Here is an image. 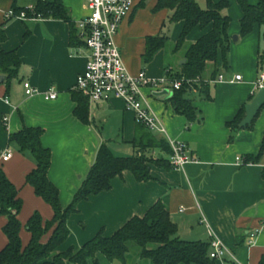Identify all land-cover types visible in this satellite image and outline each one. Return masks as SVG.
<instances>
[{"label": "crops", "instance_id": "obj_1", "mask_svg": "<svg viewBox=\"0 0 264 264\" xmlns=\"http://www.w3.org/2000/svg\"><path fill=\"white\" fill-rule=\"evenodd\" d=\"M61 1L70 22L12 18L5 26L7 38L3 49L15 50L21 65L8 86L0 84V153L7 147L13 152L7 161L0 159V168L17 188L22 201L18 214L22 244L26 245L30 236L25 228L28 217L38 211L46 221L52 218L53 210L25 183L26 175L35 167V159L29 152L18 151L16 144L9 141L10 133L23 126L43 129L41 145L51 151L47 175L58 188L60 205L65 207L85 179L102 143L108 145L109 137L115 134L116 138L129 142L134 153L133 141L143 131L166 141L170 138L186 143L195 160L180 169L150 164L152 179L145 182L136 181L128 171L115 176L109 190L78 202L77 211L67 218L70 234L59 250L71 244L79 246L99 231L110 236L132 216H142L160 199L177 226L179 238L210 241L215 237L240 263L258 264L264 254V154L254 163H247L245 156L258 151L264 131V105L253 126L237 129L232 141H229L232 131L226 123L256 94L258 72L264 67L260 28L255 25L249 34L240 36L242 11L240 7L238 12L235 9L228 26L227 66H222L218 55L215 66L219 70L210 82L211 99L199 97L196 91L190 93L192 105L201 113L199 120L188 122L183 115L174 113L167 100L169 95L165 99L149 100L165 127V135L140 128L133 112L126 110L123 101L116 98L88 101V123L74 116L72 90L77 75L85 69L88 50L83 45H71V37L76 33L78 36L76 23L88 14L87 0ZM134 1L115 37L127 71L137 75L143 70L153 78L162 77L166 68L177 71L184 57L182 50L173 51V44L183 23L169 22L172 12L168 9L154 10L157 0ZM247 1L257 3V0ZM14 2L19 7L33 3L30 0L23 6L18 0H0V24ZM209 29L210 26L194 27L186 36L187 43L195 42ZM161 34L169 37V44L144 62L146 38ZM232 36L237 39L233 41ZM218 74L223 75L222 81L217 80ZM235 75H240V79L235 80ZM23 81H28L38 93L26 95ZM49 87L57 91V98L44 99L42 92ZM105 126L111 127L104 131ZM151 155L168 157L158 148ZM5 222L6 217L0 216V250L7 243L2 231ZM254 230L258 233L254 243L248 245L247 236ZM47 237L48 234L43 236V241ZM238 239L243 243L237 245ZM96 259L98 264H117L100 253ZM87 264L94 263L88 259ZM215 264L225 261L216 260Z\"/></svg>", "mask_w": 264, "mask_h": 264}, {"label": "trees", "instance_id": "obj_2", "mask_svg": "<svg viewBox=\"0 0 264 264\" xmlns=\"http://www.w3.org/2000/svg\"><path fill=\"white\" fill-rule=\"evenodd\" d=\"M32 1L35 15L70 22L68 11L61 0ZM236 1L242 11L240 36L249 34L257 25L260 28L261 38L264 39V31H261L264 27V0H257L256 4H250L247 0ZM204 2L205 7L202 8L196 0H157L154 7V10H170L172 13L169 22L183 23L182 31L173 44V51L182 50L185 62L177 71L172 72L171 69L166 68L165 72L169 78L182 79L181 87L173 90L167 100L173 112L183 115L188 122L199 120L201 115L192 105L190 93L196 91L199 97L211 99L210 82L219 70L215 66L217 57L220 55L222 66L226 67L230 48L228 35L230 17L223 13L228 8L229 2L227 0H204ZM12 10L19 13L26 9L17 6L14 2ZM26 15L31 16L33 13L26 10ZM10 19L12 18H5L0 24V74L5 76L3 83L7 86L17 75L21 65L15 50L6 51L2 46L7 38L5 26ZM196 26L201 28L210 26V29L195 42L187 43V34ZM169 42L166 34L147 37L144 62H148L155 52L164 48ZM71 45L84 46L77 33L71 37ZM71 96L75 103L74 116L80 122L88 123L87 98L74 89ZM243 116L244 106L231 121L226 123L232 131L229 141L233 140V133L241 129L238 124ZM256 117L250 126L244 128H251ZM138 126L143 130L146 129L142 125ZM42 134L41 127L23 126L19 131L9 134V141L16 144L18 151L29 152L35 159V167L26 175L25 183L51 206L53 216L43 221L39 212L34 211L25 223L30 236L27 244L23 245L20 238L21 222L18 218L22 201L18 196L17 188L0 168V216L6 217L2 231L7 238L6 245L0 250V264H87L88 259L98 264L97 253L104 255L110 262L119 261L121 264H215L216 260L208 255L210 241L179 238L177 226L160 199L156 200L142 216H132L110 236L99 231L79 246L69 245L59 250L70 234L67 218L77 211L79 201L109 190L112 179L121 176L125 171L130 172L138 182L151 180L150 164L172 168L167 158L163 156L154 158L151 151L158 148L169 155L171 150L164 138L143 131L133 141L135 150L130 156H116L107 143H102L85 179L69 204L62 207L58 188L47 175L51 163V151L41 145ZM263 154L264 131L257 153L247 154L245 161L258 162ZM262 176L264 177V167ZM46 234L48 237L43 241V236ZM242 243V239L237 240V245ZM131 244L139 249L137 257L132 261H130ZM258 264H264V254Z\"/></svg>", "mask_w": 264, "mask_h": 264}, {"label": "built area", "instance_id": "obj_3", "mask_svg": "<svg viewBox=\"0 0 264 264\" xmlns=\"http://www.w3.org/2000/svg\"><path fill=\"white\" fill-rule=\"evenodd\" d=\"M134 0H87L86 8L88 14L79 19L76 23L78 36L84 42L88 50L85 69L77 75L73 89L79 91L89 102L108 101L116 98L124 103L126 110L132 111L136 122L147 130L166 135V130L159 116L149 104V100L158 97L155 93L167 90L171 92L179 89L182 79L169 78L165 74L160 78L148 76L141 70L137 75H131L122 60L121 52L115 42V37L123 20L129 15ZM33 13L26 15V10L15 13L9 10L5 18H19L22 20L42 18L34 14L33 3L25 7ZM235 80L240 75H235ZM218 81L223 80V75L218 74ZM189 82V80H186ZM25 94L33 95L38 93L28 81L22 83ZM264 87V67L258 72L255 88ZM44 99L57 98V91L49 87L42 92ZM4 117L3 121L6 122ZM170 146V154L167 159L174 169L182 168L186 163L195 160L187 144L182 141L167 138ZM12 150L5 148L0 153L1 161H7L12 156ZM239 160V158H237ZM258 230L249 233L246 239L248 245L254 243ZM209 257L215 260H223L225 264L240 263L233 253L225 247L217 238L210 239ZM227 258V260H225Z\"/></svg>", "mask_w": 264, "mask_h": 264}, {"label": "rangeland", "instance_id": "obj_4", "mask_svg": "<svg viewBox=\"0 0 264 264\" xmlns=\"http://www.w3.org/2000/svg\"><path fill=\"white\" fill-rule=\"evenodd\" d=\"M20 3H23V6L28 3L30 0H18ZM199 2L200 6L202 8L205 7V2L204 0H196ZM229 2V6L227 9L223 11L224 14L228 15L231 18V15H233V12L240 11V8L237 4L236 0H227ZM166 29H168V23L166 25ZM264 31V27H262V30ZM261 52H264V39L261 38ZM12 81V80H11ZM171 92H169V96H171ZM111 127V126H110ZM109 126L104 127V131H108ZM114 127V126H113ZM116 133V129L113 131V134ZM156 133V132H155ZM110 140L108 141V146L110 147L111 150H113V154L116 156H130L132 152V146L129 142H124L121 138H116V135L114 134L113 136L109 137ZM72 245V244H71ZM138 247L134 244L130 245V261H132L135 257L138 255ZM117 264H121L119 261H114Z\"/></svg>", "mask_w": 264, "mask_h": 264}, {"label": "water", "instance_id": "obj_5", "mask_svg": "<svg viewBox=\"0 0 264 264\" xmlns=\"http://www.w3.org/2000/svg\"><path fill=\"white\" fill-rule=\"evenodd\" d=\"M237 39L236 36H232V40L235 41ZM185 59L181 61V63H184ZM5 80V76L0 74V84L3 83ZM156 96L165 99L168 97V91L165 89L162 92L155 93ZM264 105V87L259 88L256 91V94L251 102L244 105V116L240 123L238 124L239 128H244L246 126H250L256 117V115L259 113L261 108Z\"/></svg>", "mask_w": 264, "mask_h": 264}]
</instances>
